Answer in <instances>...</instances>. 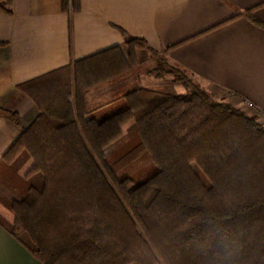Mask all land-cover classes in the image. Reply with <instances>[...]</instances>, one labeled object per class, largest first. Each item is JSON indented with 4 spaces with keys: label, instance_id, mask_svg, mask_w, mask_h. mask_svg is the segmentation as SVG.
<instances>
[{
    "label": "trees",
    "instance_id": "trees-1",
    "mask_svg": "<svg viewBox=\"0 0 264 264\" xmlns=\"http://www.w3.org/2000/svg\"><path fill=\"white\" fill-rule=\"evenodd\" d=\"M261 6L233 19L264 28ZM117 29L124 43L18 87L40 114L0 160L15 217L0 224L41 264H264V124L171 65L174 46L159 53ZM138 50L157 61L147 76L173 75L188 92L132 88L120 110L91 106L94 91L144 72ZM0 115L23 127L18 113ZM21 158L33 163L23 177Z\"/></svg>",
    "mask_w": 264,
    "mask_h": 264
},
{
    "label": "crops",
    "instance_id": "crops-1",
    "mask_svg": "<svg viewBox=\"0 0 264 264\" xmlns=\"http://www.w3.org/2000/svg\"><path fill=\"white\" fill-rule=\"evenodd\" d=\"M0 1L12 11L0 10V107L18 113L23 126L0 115V160L40 114L18 87L124 43L117 28L159 53L174 46L168 62L215 100L240 107L250 101L264 115V28L233 19L264 0H81L75 14L63 12L61 0ZM254 14L264 23V6ZM137 57L141 65L155 62L147 50ZM0 215L14 220L3 203ZM0 264L41 262L0 224Z\"/></svg>",
    "mask_w": 264,
    "mask_h": 264
},
{
    "label": "rangeland",
    "instance_id": "rangeland-1",
    "mask_svg": "<svg viewBox=\"0 0 264 264\" xmlns=\"http://www.w3.org/2000/svg\"><path fill=\"white\" fill-rule=\"evenodd\" d=\"M157 64V61L152 63H145L143 64V73L138 77L136 74H133L129 77H127L124 81L115 84L114 86L104 87V89H101L97 92H94L91 100L93 105L96 104H103L107 102H111L110 106L111 111L115 112L117 110H120L122 107H120V104L124 103L123 100H121V96L125 91H128L132 88H147L154 91H158L165 94H186L188 92V89L184 88L181 84L174 82V76L173 75H167L163 79H158L154 75L147 76L146 72L147 70L153 69ZM125 107V106H124ZM248 114L251 116H257L260 121L264 122V115L258 116V113H256L255 110H249L246 109ZM251 116V117H252ZM115 149V147H113ZM31 160H27L24 158H21L16 166H14L13 172H17V175L19 177H23L26 175V173L30 170L32 167L30 165ZM13 178V176H12ZM38 182V181H37ZM32 184H35V181H31ZM8 184L5 183L4 178L0 176V203H3L6 206V202L13 199L10 192V188H7ZM7 207V206H6ZM10 211V210H9ZM11 212V211H10ZM11 214L14 216V214L11 212ZM0 217L6 222L8 225H13L14 220L12 222H9L6 220L2 215ZM22 240L26 244H31V241L29 239L28 235H21Z\"/></svg>",
    "mask_w": 264,
    "mask_h": 264
},
{
    "label": "built area",
    "instance_id": "built-area-1",
    "mask_svg": "<svg viewBox=\"0 0 264 264\" xmlns=\"http://www.w3.org/2000/svg\"><path fill=\"white\" fill-rule=\"evenodd\" d=\"M242 108L249 110H256L255 105L250 101H244Z\"/></svg>",
    "mask_w": 264,
    "mask_h": 264
}]
</instances>
